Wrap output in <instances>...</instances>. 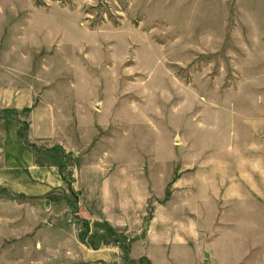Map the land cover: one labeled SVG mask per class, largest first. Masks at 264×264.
<instances>
[{"label": "rangeland", "instance_id": "obj_1", "mask_svg": "<svg viewBox=\"0 0 264 264\" xmlns=\"http://www.w3.org/2000/svg\"><path fill=\"white\" fill-rule=\"evenodd\" d=\"M17 74L89 99L88 146L151 216L264 126V0H0V77Z\"/></svg>", "mask_w": 264, "mask_h": 264}, {"label": "crops", "instance_id": "obj_2", "mask_svg": "<svg viewBox=\"0 0 264 264\" xmlns=\"http://www.w3.org/2000/svg\"><path fill=\"white\" fill-rule=\"evenodd\" d=\"M17 75L0 77V264H264L263 122L150 216L136 175L88 146L89 99Z\"/></svg>", "mask_w": 264, "mask_h": 264}]
</instances>
